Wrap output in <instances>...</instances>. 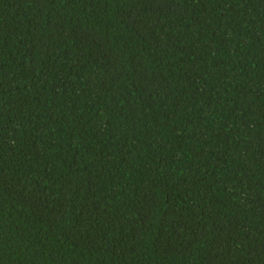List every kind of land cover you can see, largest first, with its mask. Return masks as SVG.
<instances>
[{
  "label": "trees",
  "instance_id": "16d2710c",
  "mask_svg": "<svg viewBox=\"0 0 264 264\" xmlns=\"http://www.w3.org/2000/svg\"><path fill=\"white\" fill-rule=\"evenodd\" d=\"M0 264H264V0H0Z\"/></svg>",
  "mask_w": 264,
  "mask_h": 264
}]
</instances>
